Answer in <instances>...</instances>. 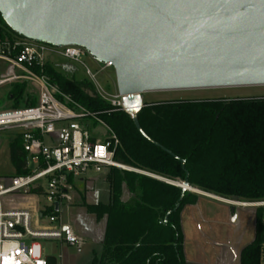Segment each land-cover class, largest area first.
Listing matches in <instances>:
<instances>
[{
  "label": "trees",
  "instance_id": "16d2710c",
  "mask_svg": "<svg viewBox=\"0 0 264 264\" xmlns=\"http://www.w3.org/2000/svg\"><path fill=\"white\" fill-rule=\"evenodd\" d=\"M14 32L0 16V41ZM32 71L50 82L80 106L94 112L117 135L116 158L121 163L162 178L182 182L221 197L264 199V96L242 98L176 99L143 103L137 112L144 132L184 160L179 161L145 140L124 110L110 106L87 79L67 77L46 62ZM26 82L12 85L7 98L12 107L32 106L36 99L25 92ZM9 158L16 175L28 172L25 154L16 137L9 144ZM187 173V175H186ZM110 201L82 204L97 219L106 217L101 250L89 264H196L185 261L179 214L198 196L187 191L176 211L161 223L181 196V188L162 180L111 169L107 175ZM131 197L120 199L122 184ZM36 189L34 191H38ZM57 215V211L50 210ZM264 244L262 209L255 215V237L240 253L239 264H261Z\"/></svg>",
  "mask_w": 264,
  "mask_h": 264
},
{
  "label": "water",
  "instance_id": "95a60500",
  "mask_svg": "<svg viewBox=\"0 0 264 264\" xmlns=\"http://www.w3.org/2000/svg\"><path fill=\"white\" fill-rule=\"evenodd\" d=\"M0 16L23 38L81 46L111 62L136 130L182 168L183 159L141 128V94L264 85V0H0ZM155 178L182 190L161 221L166 224L191 186L187 176L182 182Z\"/></svg>",
  "mask_w": 264,
  "mask_h": 264
},
{
  "label": "built area",
  "instance_id": "2783aa9c",
  "mask_svg": "<svg viewBox=\"0 0 264 264\" xmlns=\"http://www.w3.org/2000/svg\"><path fill=\"white\" fill-rule=\"evenodd\" d=\"M85 51L81 46L54 45L15 36L0 41V61L6 64L0 86L24 80L37 90L34 105L0 109V130L13 131V140L18 137L28 170L0 184V264H51V256L41 255L39 240L82 247L84 239L61 223L58 216L63 205L71 204L75 183L106 176L113 168L141 172L117 160L120 141L96 113L61 92L47 76L32 71L33 66L42 67L50 62L49 55L82 63ZM100 63L105 68L113 67L111 62ZM85 74L102 99L124 110L117 88L110 94L86 67ZM13 193L34 198V202L14 207L10 199L3 207L1 199ZM37 196L43 199L42 203ZM50 210L57 211V215ZM64 225L67 227L63 228Z\"/></svg>",
  "mask_w": 264,
  "mask_h": 264
},
{
  "label": "crops",
  "instance_id": "0c3cea01",
  "mask_svg": "<svg viewBox=\"0 0 264 264\" xmlns=\"http://www.w3.org/2000/svg\"><path fill=\"white\" fill-rule=\"evenodd\" d=\"M91 184L93 193L90 195L88 186ZM110 195L107 175L76 182L72 202L64 207L67 210L75 208L79 212L78 216L75 219L66 216L64 219L59 215L60 212L58 213L61 223L69 225L77 236L88 241L86 243L84 240V245L80 248L71 246L78 254V257L73 259V264H89L93 254L100 252L106 227L105 216L100 219L94 217L93 225L90 219H84L81 210H84L85 206L82 202L89 205L106 204L110 201ZM88 197L92 200H87ZM31 203L33 202L27 201L12 205L25 207ZM248 206L238 207L231 201L209 194H201L195 204L185 205L179 214L185 261L196 264H239L241 250L255 237V212ZM86 215L88 218L93 213L87 210ZM82 248L85 249L81 252ZM60 258V264H66L61 255Z\"/></svg>",
  "mask_w": 264,
  "mask_h": 264
},
{
  "label": "rangeland",
  "instance_id": "374dc122",
  "mask_svg": "<svg viewBox=\"0 0 264 264\" xmlns=\"http://www.w3.org/2000/svg\"><path fill=\"white\" fill-rule=\"evenodd\" d=\"M11 38H14L13 36H10ZM48 59L52 66L56 68L58 71H60L62 74H64L67 77H73L76 80H82V79H88L85 74V67L88 68L92 73L96 74V81L98 85L106 92L113 94L116 92V82H115V73L114 68L109 67L105 68L102 66V64L95 59L92 55H90L87 51H85L84 55L81 57V62L73 61L70 59H64L60 58L58 56L49 55ZM6 64L2 61H0V75L5 71ZM20 82H26L25 92L34 97L36 99L37 96V90L36 88L28 81H18ZM17 82H10L6 83L2 86H0V109H5L12 106V103L10 100H8L7 95L9 91L12 89V85ZM257 96H264V85H248V86H228V87H211V88H193V89H172V90H156V91H147L143 92L141 94L142 102L148 103V102H156V101H166V100H176V99H209V98H227V99H233V98H242V97H257ZM24 106V105H22ZM14 138V132L8 131V130H0V184L8 182L9 178L13 177L15 174L14 168L10 162L9 158V144L13 141ZM29 166L33 167V164L29 162ZM136 170H139L141 172H133L138 175H146L150 177H158L162 178L160 176L154 175L152 173H149L147 171H144L142 169H138L135 167H132ZM119 171H125L122 169H117ZM132 173V171H129ZM165 180V178H162ZM168 180V179H166ZM171 181V180H168ZM177 182V181H172ZM92 184L88 186L90 195L93 193L91 191ZM193 189L198 190L196 191H188L189 193H194L198 197L201 195V192H204L205 194H209L211 196H216L220 199H223L225 201H231V198H225L218 196L216 194H213L211 192L203 191L201 189L191 187ZM97 189V187L95 188ZM203 194V193H202ZM89 196V195H88ZM131 197V194L125 184H122V190L120 199L125 202L128 201ZM41 203L43 202V199L40 196L36 197ZM11 199V204H16L19 202H27L32 201L34 202V198L27 197L22 198L19 194L13 193L9 196L1 199V203L3 207H6L7 201ZM87 200H92L91 198H87ZM198 200V198H197ZM197 202V201H196ZM238 202L247 203L251 209V211L255 212L257 209H262L263 214V222H264V199L262 200H254V201H243L238 200ZM175 204V203H174ZM195 204V203H194ZM191 205V204H186ZM238 207H240L238 205ZM86 209V207H85ZM81 210V214H84V219L88 220L90 219L91 224L93 225V221H95L94 217L95 214L92 216H88L87 218V210ZM79 214L78 210L75 208H68L65 209L64 205L61 208V211L59 215L61 218H66V216H70V218L75 219ZM86 215V217H85ZM97 219V218H96ZM72 224V223H71ZM73 226V224H72ZM91 226V225H90ZM74 227V226H73ZM90 228V227H89ZM84 239V238H83ZM86 243L88 242L87 239H84ZM40 248V253L42 256H51L55 258V264L61 263V257L65 261L66 264H73V259L78 257V254L76 252V249L65 244L64 242H60L57 240H39L37 242ZM85 248L81 249V252L84 251ZM261 264H264V244L262 247L261 252Z\"/></svg>",
  "mask_w": 264,
  "mask_h": 264
},
{
  "label": "bare ground",
  "instance_id": "6f19581e",
  "mask_svg": "<svg viewBox=\"0 0 264 264\" xmlns=\"http://www.w3.org/2000/svg\"><path fill=\"white\" fill-rule=\"evenodd\" d=\"M191 190H192V191H195V192H196V191L198 192V190L193 189V188L190 187V191H191ZM199 193H201V194H202V193L205 194L204 192H201V191H200ZM207 195H208V194H207ZM210 196H211V195H210ZM228 202H229V201H228ZM231 203H233V204H235V205H240V206H247V205H248L247 203H243V202H233V201H231ZM24 204H25V203H24Z\"/></svg>",
  "mask_w": 264,
  "mask_h": 264
}]
</instances>
